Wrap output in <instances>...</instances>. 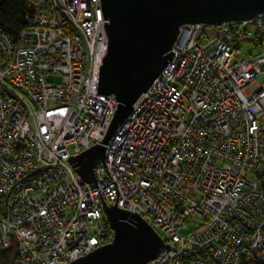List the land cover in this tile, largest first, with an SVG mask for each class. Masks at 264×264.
<instances>
[{
    "label": "built area",
    "instance_id": "2783aa9c",
    "mask_svg": "<svg viewBox=\"0 0 264 264\" xmlns=\"http://www.w3.org/2000/svg\"><path fill=\"white\" fill-rule=\"evenodd\" d=\"M27 6L17 40L0 28L6 264H69L112 242L103 197L118 196L162 237L145 264L264 261V14L179 26L176 54L105 150L117 189L103 161L98 185L69 162L106 136L118 103L98 89L109 47L101 0ZM245 43L260 51L238 59Z\"/></svg>",
    "mask_w": 264,
    "mask_h": 264
},
{
    "label": "water",
    "instance_id": "95a60500",
    "mask_svg": "<svg viewBox=\"0 0 264 264\" xmlns=\"http://www.w3.org/2000/svg\"><path fill=\"white\" fill-rule=\"evenodd\" d=\"M101 3L109 47L100 66L98 89L107 95L114 94L118 103L108 133L100 143L69 157L79 175L97 185L96 167L102 161L108 167L105 150L111 136L140 93L162 76V69L176 54L172 45L179 26L201 22L218 25L264 14V0H101ZM118 198L115 204H106L103 197L106 216L114 231L113 241L69 264H145L158 256L163 247L162 237L137 212L118 207Z\"/></svg>",
    "mask_w": 264,
    "mask_h": 264
},
{
    "label": "trees",
    "instance_id": "16d2710c",
    "mask_svg": "<svg viewBox=\"0 0 264 264\" xmlns=\"http://www.w3.org/2000/svg\"><path fill=\"white\" fill-rule=\"evenodd\" d=\"M28 0H0V28L17 40L19 33L27 26L26 14L28 12ZM258 180L264 189V172L257 174ZM112 233V230H111ZM11 250L0 253V264H6L11 257ZM242 264H264V261H251Z\"/></svg>",
    "mask_w": 264,
    "mask_h": 264
},
{
    "label": "rangeland",
    "instance_id": "374dc122",
    "mask_svg": "<svg viewBox=\"0 0 264 264\" xmlns=\"http://www.w3.org/2000/svg\"><path fill=\"white\" fill-rule=\"evenodd\" d=\"M248 50H252L253 52V55H255L258 51H260L259 47L256 46V47H252V44L251 43H245L243 44L240 48L237 49V58L238 59H245V58H248L249 55H248ZM55 79H58V78H55ZM262 79V76H259L258 77V80H261ZM194 221H197V222H200V218L198 217H194L192 218Z\"/></svg>",
    "mask_w": 264,
    "mask_h": 264
}]
</instances>
